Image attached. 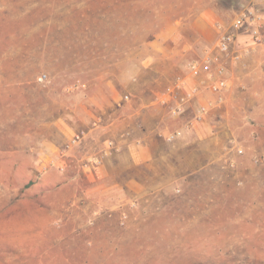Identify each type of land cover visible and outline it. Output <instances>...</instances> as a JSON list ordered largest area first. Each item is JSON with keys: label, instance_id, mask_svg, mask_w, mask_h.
<instances>
[{"label": "rangeland", "instance_id": "rangeland-1", "mask_svg": "<svg viewBox=\"0 0 264 264\" xmlns=\"http://www.w3.org/2000/svg\"><path fill=\"white\" fill-rule=\"evenodd\" d=\"M257 1L0 0V157L31 173L0 166V264H264V116L245 164L216 142L148 137L143 162L105 155L110 130L70 141L96 115L159 136L155 95Z\"/></svg>", "mask_w": 264, "mask_h": 264}, {"label": "crops", "instance_id": "crops-1", "mask_svg": "<svg viewBox=\"0 0 264 264\" xmlns=\"http://www.w3.org/2000/svg\"><path fill=\"white\" fill-rule=\"evenodd\" d=\"M256 4L260 6L264 16V0H258ZM241 38L242 39L240 40L241 42L238 47L239 49H237L239 60L226 61L225 78L227 79L228 87L223 93V103L219 107H211L209 112L204 117H202L199 121H194V123H192V127L186 126V123L192 117L193 111L199 105L214 100L213 95L210 94L207 87H204V89L201 90L200 95L193 101L191 108L179 118H174L164 109H160V111L156 112L157 116L155 115V119L158 122L157 124H162L164 126L162 131H160L161 133L181 130L182 136L178 140L184 139L183 142L187 144L191 143L192 145L193 143L206 145L216 142L217 145L219 144L220 153L224 155L228 154V137H234L235 144H237L236 140L239 139L241 142L239 144L241 146L239 144L237 145L243 150L244 154L243 156L235 154L236 160H234V162H241V164H245L246 161H248L247 158L249 155L257 152L255 147H257L258 143L251 141V134L255 133L256 136H259V133L262 131V127L260 126L261 124H259L258 121L264 116V45H252L248 35ZM133 115L134 113H129L126 118H132ZM120 118H122V116H112L110 124H105L102 116H94L90 122L92 126L89 130L84 131L83 136L80 138L82 141L79 144V147L86 145L88 141L89 145L96 144V141L99 140V137L101 136L100 133L110 130L111 135L109 137L111 140L109 141L115 143L114 149L116 152H120V148H124V146H126L133 161L136 160V156L139 158L138 156L140 154L144 162V160L149 157L148 148H150V146L144 145L148 137L155 136L156 141H158L159 144L164 145L165 148H168V144H171L166 143L164 140L160 139L159 136H157V133L151 131L148 132L147 135L139 137L133 133H119L118 122ZM253 122L254 125H250V123ZM153 133L155 135H152ZM142 143L143 149L140 150ZM103 148H99L100 153L95 152L100 154V160L105 159L106 153L104 152L105 155H101V151H104ZM70 153L71 151L68 154ZM26 156L27 158L30 157L31 163L34 162L31 155ZM7 158L9 157H0V166L7 163ZM133 161L132 164H134ZM7 164L14 165L16 167L21 165L22 168L17 170H26L24 174H27L28 177L31 176L30 171L27 170L28 165L19 164L16 161ZM33 164H36L37 166L38 161ZM66 176L67 175L53 177V173L44 175L40 180L43 184L47 185L41 186L50 187V182H53L54 180L64 181L68 178ZM27 184L28 181L26 182V185ZM47 188L48 187H46V189ZM29 194L30 191H26L22 194V196Z\"/></svg>", "mask_w": 264, "mask_h": 264}, {"label": "built area", "instance_id": "built-area-1", "mask_svg": "<svg viewBox=\"0 0 264 264\" xmlns=\"http://www.w3.org/2000/svg\"><path fill=\"white\" fill-rule=\"evenodd\" d=\"M264 24V18L259 8L255 6L245 7L237 14L226 27L217 26L220 33L215 45L205 53L201 58L190 62L186 66V73L175 78L169 85L155 95L154 103L174 118H179L188 109L191 108L193 101L204 87H207L214 100L199 105L192 114L191 119L186 123L187 127H192L194 121H199L204 117L211 107H219L223 103V93L227 90L228 83L225 78L226 61H238L239 54L236 49L238 43L236 36L239 30L245 31L251 40V44L255 46L264 45V36L260 31ZM41 80V78H40ZM123 100L128 101V96H124ZM166 143H172L182 136L181 130L167 131L158 133ZM81 137L76 136L71 139L72 143H76ZM105 153L113 149L114 143L108 141L106 143ZM228 153L241 155L243 150L235 144L234 141L228 142ZM97 164L88 160L84 163V167H88L89 163ZM224 162L233 166L234 163L225 159Z\"/></svg>", "mask_w": 264, "mask_h": 264}]
</instances>
